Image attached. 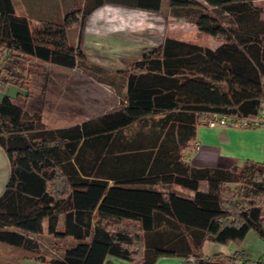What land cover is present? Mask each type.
<instances>
[{
    "label": "trees",
    "instance_id": "16d2710c",
    "mask_svg": "<svg viewBox=\"0 0 264 264\" xmlns=\"http://www.w3.org/2000/svg\"><path fill=\"white\" fill-rule=\"evenodd\" d=\"M162 1L84 0L63 17L34 21L15 0H0V54L80 66L119 96L117 106L65 126H47L8 93L0 98V144L11 161L0 194V240L25 249L23 256L55 264H103L108 254L141 264L160 255H179L185 264H250L237 262L239 249L205 255L203 243L240 242L250 229L264 238V160L199 165L183 151L203 113L259 121L264 7L256 0H169L173 14L219 43L166 35L117 71L88 59L68 33L104 2L159 10ZM21 76L0 62V90L25 87ZM44 233L76 242L46 254L38 237Z\"/></svg>",
    "mask_w": 264,
    "mask_h": 264
},
{
    "label": "rangeland",
    "instance_id": "374dc122",
    "mask_svg": "<svg viewBox=\"0 0 264 264\" xmlns=\"http://www.w3.org/2000/svg\"><path fill=\"white\" fill-rule=\"evenodd\" d=\"M256 2L264 7V0H256ZM15 4L17 11L22 12L18 1ZM81 4L83 1L76 0L75 8ZM169 4V0H163L161 8L153 11L106 3L104 5L111 10H114L112 7L135 9L132 10L133 18H130L132 25L123 30H116L108 24V14L105 15L107 17L95 21H93L94 16L90 15L82 26L78 22L70 25L68 33L74 40H79L88 59H93L97 61L95 63L112 71L128 68L133 60L141 58L145 52L160 46L166 35L197 40L211 46L219 43V40L210 34L200 35L196 24L190 19L173 14ZM139 11L145 14L137 13ZM126 13L129 15L128 12ZM124 19L128 18L124 17ZM5 57L6 50H3L0 54V62L22 73L18 79L24 83L25 87L21 88L10 83L4 90L14 95V100L29 114L40 113L47 126L80 121L119 104V96L112 86L80 66L68 67L32 56L19 57L18 60ZM18 89L22 92L16 93ZM230 185L237 187L235 183ZM172 187L174 188L173 185ZM177 187L180 192H192L191 189L182 185L177 184ZM200 188L206 189L207 182H202ZM38 237L43 246L41 251L46 254H58L66 246L76 242L71 235L55 237V239L44 233ZM236 249L245 252L240 253L241 259L244 257L248 261H256L260 257L264 258V238L254 229H250L240 242H231V252ZM26 252L23 248L0 240V264H16ZM244 259L237 261L241 263Z\"/></svg>",
    "mask_w": 264,
    "mask_h": 264
},
{
    "label": "crops",
    "instance_id": "0c3cea01",
    "mask_svg": "<svg viewBox=\"0 0 264 264\" xmlns=\"http://www.w3.org/2000/svg\"><path fill=\"white\" fill-rule=\"evenodd\" d=\"M16 1H18V5L22 13L32 16L34 18V21H38L39 19H43V18H49L55 15L59 17H63L69 10L74 9L76 5V0H15V2ZM82 1L84 0H81V2ZM106 3L119 4L113 2H104L99 6H97L96 8H94L87 15V17L92 15L94 16L93 21H95L96 19L99 18L102 19L104 17L109 16L108 24L111 25L110 26L111 28L116 30H123L132 25L130 18H133L134 12L132 10L135 9L126 10L121 7L118 8L112 7V9L114 10H111L110 8H108V6L104 5ZM120 5L137 7V6H131L125 4H120ZM142 9H146V8H142ZM146 10H152V9H146ZM153 11H158V10H153ZM126 12H128L129 15ZM137 13L145 14L142 11H139ZM106 14L108 15L105 16ZM124 17L128 19L125 20ZM90 60L97 62L93 59ZM21 92H22L21 89H18L16 93H21ZM4 93H8V92L5 90H0V98ZM8 94L14 100V95L10 93ZM207 118H208L207 114L205 113L201 114L200 120L198 121L196 126L194 140L190 144V146L185 148L183 151L185 160L199 165L221 166V167H231L234 164H241L246 158H252L255 160H264V110L261 112V117L259 118V121L257 123H253L252 125H248V126H234V125L220 124V123H217L215 125H209L205 121ZM70 124H63L58 126H65ZM196 144L199 145L198 148H196L195 146ZM10 170H11V161L9 155L7 154L3 146L0 144V194L4 191L6 184L9 180ZM202 182H206V181L201 180L200 185L202 184ZM173 186L176 189L179 188L177 187V184H174ZM180 190L182 189L180 188ZM188 193H192V192L189 191ZM203 252L205 255H211L216 252H222L227 254L233 253L231 252V243H219L210 240H206L203 243ZM240 253L244 254L245 252L241 251ZM242 259H244V257ZM242 259L238 258V260L240 261ZM16 264H55V263L49 262L47 260H41L35 257L23 256L22 258H19ZM103 264H139V263L136 261L124 259L116 255L108 254L104 259ZM154 264H185V263L183 261V258L178 255H160L156 259Z\"/></svg>",
    "mask_w": 264,
    "mask_h": 264
},
{
    "label": "built area",
    "instance_id": "2783aa9c",
    "mask_svg": "<svg viewBox=\"0 0 264 264\" xmlns=\"http://www.w3.org/2000/svg\"><path fill=\"white\" fill-rule=\"evenodd\" d=\"M206 123L209 125H215L217 123L220 124H229V125H234V126H248L249 120L245 117H237L235 115H226V114H217V113H212L210 117H208L206 120ZM258 120H254L253 123H257ZM196 148L199 147L198 144L195 145ZM249 261L250 264H255L256 261Z\"/></svg>",
    "mask_w": 264,
    "mask_h": 264
}]
</instances>
